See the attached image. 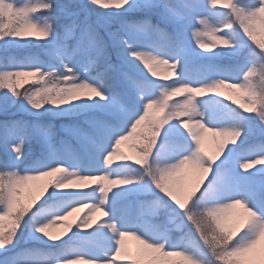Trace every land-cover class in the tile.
Returning a JSON list of instances; mask_svg holds the SVG:
<instances>
[{
  "label": "snow or ice",
  "instance_id": "1",
  "mask_svg": "<svg viewBox=\"0 0 264 264\" xmlns=\"http://www.w3.org/2000/svg\"><path fill=\"white\" fill-rule=\"evenodd\" d=\"M111 2L115 3L119 11L109 9L101 12L93 7L104 3L107 8L108 0L86 2L70 0L62 9L64 20L60 24V31L57 32V26L51 19L53 0H27L24 3H19L18 0H0V41L17 46L35 44L43 48L49 56L54 57L63 69L60 71L52 63H45L38 55L25 59L9 57L6 61L0 62V69H3L0 70V94L5 97L10 95L13 104L16 101L20 102V111L36 116L41 114L40 110L45 105L52 106L47 109L48 112H52L53 107L68 105L70 107L65 108V111L96 107L112 113L118 120L117 123H111L93 118L91 123L100 132L98 137H91L89 133L79 129H65L82 139L93 154L94 163L86 170L76 166L69 168L68 162L52 147L56 131L50 123L15 117L0 121V143L8 153L7 162L0 166V235L9 233L5 239H0V248L13 241L24 223L25 216L33 213L34 208L47 197L49 189L81 192L94 188L96 191L98 189L99 196L95 202L92 201L87 206L88 211L94 210L106 217L107 223L103 226L111 231L110 250L104 251L101 256H93L82 250H70L62 258L57 259L56 264H117L112 253L114 252L117 258L121 256L125 236H134L139 243L144 241L143 244L140 243L141 252L132 259L131 264H164L166 258L174 255L182 257V264H256L258 246L264 243V239L257 241L254 247L248 248L251 241L246 237L249 229L245 225L244 217L239 216L231 224L228 220L227 227L224 228L212 220L210 227L214 232H227L224 243L211 241L209 233L204 230L205 217L209 216L211 208L241 201L257 213L255 231H258L259 224L264 222V202L253 206L245 196L225 199L219 195L225 190L228 173L225 168H217L213 177V165L224 156L228 145L238 142L243 129L238 123L209 126L197 106V100L206 94L224 96L220 91L225 89L221 87V81L233 86L243 85L246 90L255 93L260 102L254 111H246L241 107H235L234 111L237 115L255 114L261 125L260 133L264 136V48L256 42L258 40L256 33L264 25V0H250V3L246 4H241L238 0L235 2L227 0L230 11L210 8L209 4H216V0H191L179 6L170 0H111ZM177 7L184 11L177 12ZM89 10L97 13L94 20L89 18ZM133 10H147L150 14L136 18L125 15ZM205 13L219 15L224 19L219 25L216 23L209 25L202 19L200 24L204 27L196 28V18ZM42 15H46L47 19L41 20ZM114 22L116 27H112ZM218 27L222 29L219 35ZM169 28L172 29L167 33L169 47H175L177 50L183 48L185 40L189 38V30L195 29L191 36L200 49L208 50L206 52L217 49L219 43L234 53H239L242 48H248V55L236 69L235 75L226 74L223 78L200 83L186 82L180 79L179 58L173 56L169 59L168 56L161 55V48L149 39ZM237 31L242 33L240 40L232 38V33ZM249 32L252 33L251 36ZM145 37L148 38L147 42ZM204 37H210L211 42L205 43ZM39 41L45 43L42 45L38 43ZM250 41L258 46L259 51ZM145 48L149 50L141 51ZM77 60L82 62L80 69ZM139 62H142L143 68H146L152 77L157 74L149 71L150 66L167 65L176 78L167 83L149 79ZM124 65L139 73V78L133 75V72L125 70ZM93 66L96 75H87ZM82 68L85 75L78 78V71ZM30 76H38L42 82L41 86L30 85L23 93L19 92L17 90L19 81ZM257 76L258 82L255 80ZM107 80L118 81L129 96L134 93L132 103H129L115 82L108 85ZM157 88L161 92L159 96L153 98L154 93L149 90ZM173 89L175 91H172ZM137 93L142 95L137 96ZM181 94L186 98L169 102V97H178ZM82 99H95L96 103L94 105L77 103ZM181 104L183 107L169 111L173 106ZM154 105H160V110L153 111ZM8 107L9 105L5 104L0 107V111H6ZM165 116L166 119L163 118ZM174 120L187 134L191 147L185 154L167 162L160 156L166 144L160 143L159 150L156 146L164 126ZM194 122H198L195 128ZM145 125L150 128L152 143L150 152L143 162L137 163L138 158L135 159V165L142 169V174L112 175L109 168L114 164L113 157L117 155L118 147L123 141L142 142L138 134ZM200 126H203L205 131L197 134L196 129ZM208 129L215 132L210 133ZM254 131L255 129L250 126L249 135ZM209 133L213 138L219 137L215 154H209L202 146L205 135ZM33 137L39 138L48 151L43 160H38L32 167L21 170L17 167V161L22 160L25 147ZM258 142L259 150H253L255 145L250 146L243 154V158L237 161L239 168L245 172L252 169L253 165L264 169V139ZM227 159L225 156L224 162ZM119 160L128 163L132 161V157L121 155ZM186 165L200 174V178L190 189L182 183L181 174ZM145 175L150 178L152 188L159 194V198L148 204H141V211L159 214L165 210L179 209V213L193 227L210 253L207 259H199L184 248L171 245L165 237L155 242L149 241L130 223H117L110 217L108 205L113 190L139 184ZM205 176L207 180L202 186ZM90 180L95 181V186L89 187L86 182ZM39 193L42 195H38ZM250 195L264 200V182H261L259 191L251 192ZM164 198L170 203H166ZM85 201L89 200L81 197L66 208L57 206L46 209L45 211L51 212V215L32 214L33 233L54 242L61 237L53 235L49 229L58 222L64 221L63 226L68 230H72L74 224L78 230L93 229L96 221L91 217L78 221L67 220L79 208L85 207ZM21 209L23 215L17 216ZM100 226L101 224H96V227ZM255 239L254 234L251 240Z\"/></svg>",
  "mask_w": 264,
  "mask_h": 264
},
{
  "label": "rangeland",
  "instance_id": "2",
  "mask_svg": "<svg viewBox=\"0 0 264 264\" xmlns=\"http://www.w3.org/2000/svg\"><path fill=\"white\" fill-rule=\"evenodd\" d=\"M19 3L27 2V0H18ZM70 0H53V11L51 13V19L57 26V31H60V24L63 22L64 17L62 9L68 5ZM86 2V0H82ZM171 3L175 5H181L185 2H191V0H170ZM235 2V0H232ZM241 4L250 3V0H238ZM94 8L101 10V12L108 11L109 9L113 11H119L116 8L115 3L108 0V7L105 8L104 3H99L93 5ZM123 7V5H121ZM210 8L220 9L221 11H230V8L225 3V0H216V4H209ZM43 12L44 10H40ZM177 12H183L184 10L181 7L176 8ZM148 13L147 10H133L132 12L125 13L129 18H136ZM39 15V14H37ZM97 13L93 11H88V16L90 19H95ZM41 20L47 19L46 15L40 17ZM155 21V17H153ZM205 20L209 25L216 23L219 25L220 21L224 17L219 15H211L205 13L201 17H197L195 24L196 28H203L204 26L200 24V20ZM114 22L112 27H116ZM172 31L171 28L165 29V32L159 35H154L149 37V39L159 48H161V55L168 56L169 59L176 56L179 58V67L178 72L180 74V79L186 82L200 83L208 81L215 78H223L226 74L235 75L236 69L243 62L245 56L248 55V48H242L239 53H234L231 49L223 48L224 46L217 43V49L211 52H206L208 50L200 49L195 39L191 36V33L195 29L189 30V38L185 40L183 48L177 50L174 48H168V40L166 39L167 33ZM221 28H217V35H219ZM232 38L234 40H240L242 38V33L239 31L232 33ZM259 30L257 31V39H260ZM32 39H45L32 37ZM148 41V38L145 37V42ZM205 43H210V37H204ZM1 43V41H0ZM39 44H44V41H39ZM253 43V47H256L259 51L257 45ZM0 44V62L6 61L3 54L8 51L10 46H16L18 49L17 59H25L32 55H38L40 59L44 60L45 63H52L57 67L58 70L63 71L55 59H48L42 55V48L37 47L35 44L32 45H8L3 46ZM149 49H141V51H148ZM25 51V52H23ZM204 51V52H203ZM25 53V54H23ZM204 57L205 55L207 57ZM115 61V57L113 56ZM78 69H80L81 63L79 60L76 61ZM141 68H143L142 62ZM208 68V71H199L198 67ZM94 67V66H93ZM125 70L133 72V75H137L139 78V73H135L128 65L123 66ZM3 70V69H0ZM144 72L147 73V69L143 68ZM83 68L78 71L79 76H83ZM87 75H96V71L91 68ZM149 79L155 80L159 83H167L170 80L176 78L174 72L171 69L164 70V66L160 65L157 68V76L152 77L150 73H147ZM38 77V76H36ZM39 80V78H38ZM255 80L258 82L259 77L257 76ZM113 82L118 81L107 80L106 84L111 85ZM42 83V82H40ZM122 86V85H121ZM123 87V86H122ZM121 89V88H120ZM124 92L125 98L127 99V92L124 89H121ZM150 92L154 93L153 98L159 96L160 89H150ZM224 93V96L219 97L213 94H206L203 97L198 98L197 106L199 110L203 113L204 121L209 125H231L239 124L243 129V134L239 138L236 144L228 145L224 156H222L214 165L213 173L215 170L220 168L227 169L228 180L225 184V190L219 193L220 196L225 199L231 198L233 196H245L248 198L249 203L253 206L256 204L264 202L259 197H254L250 195L251 192H256L260 190L261 182H264V173L262 175H254V172L261 170L260 166L253 165V168L248 171H243L239 168L237 161L243 158L250 146L255 145L253 150H259V142L261 139H264V136L260 133L261 125L258 119L255 118V114L249 113H240L236 114L235 107H239V102L233 103L232 100H228V95H233L234 99L236 94L239 93V89L233 88L231 92L228 89H221ZM135 94L133 93V96ZM142 95V93H137V96ZM186 98L184 94H181L178 97H170L169 102L173 99ZM128 100V99H127ZM129 103L132 101L128 100ZM95 103L96 100L82 99L77 103H84L91 105ZM146 102V101H145ZM5 104L9 105L7 109H17L20 108V102H0V107ZM229 104V105H228ZM231 106V107H230ZM70 106H60L58 107V114L61 118H66L70 113L78 114L74 117L72 122H67L64 119L60 120H42V112L40 110V115H32L31 113H25L23 115H18L15 117L17 112L6 113V111H0V114H8L10 118L24 119L28 121H38L42 123H50L53 125L56 135L53 138L52 147L58 152V154L68 162V167L73 166L79 167L81 170L88 169L94 163V157L88 147L84 144L82 139L77 135H74L72 131L65 129H79L86 131L90 134L91 137H98L100 135L99 130L91 123L93 118H98L102 121H108L111 123H117V117L112 113L105 111L101 108L94 107L91 109L83 108L76 110L65 111V108ZM230 107V111L226 108ZM20 111V110H19ZM48 117V116H47ZM46 117V118H47ZM1 119V116H0ZM64 120V121H62ZM172 125L174 129H179V131L184 132L183 129L179 128L177 123L172 121L169 124L165 125L162 129L161 135L158 140L156 148L159 150L160 143H165V149L160 153L161 159L167 162H171L176 159L179 155L185 154L191 147V141L188 140H170L169 135L171 134ZM252 126L255 131L252 135H249L248 129ZM175 130V131H176ZM174 132V130H172ZM185 133V132H184ZM185 135H187L185 133ZM219 140V137L213 138L209 133L206 134L203 140V148L209 154H215L216 144ZM133 141H123L117 149V155L113 157V165L109 168V172L112 175L119 176H139L142 172V169L135 165V159L138 158L136 150L131 147ZM48 149L40 141L39 138L33 137L32 140L25 147V155L22 160L17 161V167L21 170L25 168H30L38 160H43L46 156ZM5 152V153H4ZM8 153L5 151V147L0 143V166H3L8 160ZM121 155L132 157V161L125 163L120 162L119 157ZM228 157L227 161L224 162V157ZM244 162V161H239ZM187 167V168H186ZM264 170V169H262ZM87 174V173H86ZM197 172L193 171L190 166H185L182 170V183L186 188H191L195 185L196 179L198 177ZM95 175V173H93ZM140 188L138 195L133 194L134 196L131 199H122L117 196L113 190V193L110 194V200L108 205V210L110 217L114 219L117 223H130L131 226L144 238L149 241H157L161 237H165L167 242L173 246L181 247L192 253L199 259H207L210 256L208 250L204 247L202 241L196 235L193 227L189 222L179 213V209L175 211L165 210L163 213L151 214L146 211H141V204H148L159 198V194L152 188L151 180L146 175L143 177V180L139 184H135ZM95 186V181H92L89 184V187ZM231 189V190H228ZM139 195H145V197H138ZM99 191L94 188H89L85 191L76 192V191H57L49 189L46 199L42 200L44 204L43 212H36L43 215H51V212L45 211L46 209L56 208L57 206H62L64 208L68 207L70 204L77 202L81 197L86 200L85 207L79 208L72 216L68 217V221H78L81 218L87 219L91 217L96 221V224H101L100 227H96V224H93V229H77L75 224L73 225L72 230L64 228V221L54 224L49 231L54 235V230L61 228L64 230V233L61 236V239L58 241L46 242V244H41L43 238L39 234H34L32 231V221L29 218V214L25 216L24 223L20 226L17 234L15 235L13 241L4 248H0V264H56V260L63 257V255L70 250H82L93 256H101L104 251L110 250L112 244L111 240V231L108 230L105 226L107 221L106 217L100 213H96L94 210L92 212L88 211V205L93 201L95 202L98 199ZM55 200V202H53ZM166 203L167 198H164ZM175 207V206H172ZM239 209H237L236 214H234L230 219L229 223H232L239 215ZM46 239V238H44ZM129 239V240H128ZM142 245L134 236H125L124 242L122 245V257H115L114 252L112 253L113 258L116 259L117 264H131L133 258H136L137 255L141 252ZM258 259H264V243L258 246L257 252ZM164 264H182V257L180 256H170L166 258Z\"/></svg>",
  "mask_w": 264,
  "mask_h": 264
},
{
  "label": "clouds",
  "instance_id": "3",
  "mask_svg": "<svg viewBox=\"0 0 264 264\" xmlns=\"http://www.w3.org/2000/svg\"><path fill=\"white\" fill-rule=\"evenodd\" d=\"M225 3L227 4V0H225ZM52 21L50 20L49 23ZM250 36L252 35L251 32L248 33ZM259 35L260 39H258L256 42L264 48V25L261 26L259 30ZM257 36V33H256ZM160 65H152L149 67V71L153 72V74H157V68ZM169 67L167 65L164 66V70H168ZM221 87H224L225 89H228L229 92L233 88L239 89V93L236 94L235 99L233 95H228L227 99L232 100L233 103H236L239 101V107L243 108L246 111H254L255 106L260 102L257 100L255 93L248 91L244 88L243 85H230L226 84L225 82L221 81ZM172 91H175L173 89ZM187 91V90H186ZM170 98V97H169ZM167 103V102H166ZM177 107H183V105H176L173 106V108L169 109V111H174ZM160 110V105H154L153 111H159ZM166 119L167 117H163ZM198 122L193 123V127H196V124ZM197 134H200L205 131L203 126H200L199 128L196 129ZM210 133H214L215 130L213 129H208L207 130ZM150 128L148 125H145L140 133L138 134L140 136V139L142 142L140 143H133L131 147H133L137 154H138V160L137 163H141L145 160L147 154L150 152L151 148V143H152V138L149 135ZM182 166V165H181ZM142 174V173H141ZM127 176V175H124ZM38 195H42V193H39ZM237 209H239V215L245 218V225L249 229V231L246 233V237L250 239V243L248 245V248H252L256 245L257 241H260L264 239V222H261L259 224V229L258 231H255L256 229V223H257V213L254 212L251 208H249L247 205L243 204L241 201H233L231 204L228 205H223L219 207H214L210 209L209 216L205 217L206 220V225H205V232L209 233L210 240L216 243H224L225 239L227 237V232L225 231H219V232H214L212 228L210 227L212 220L217 221L218 223L221 224L222 228L227 227V221L234 215L236 214ZM17 216H22L23 215V209H21L17 214ZM210 217V218H209ZM256 235L255 240H251V237L253 235ZM9 233H3L0 235V239H5ZM140 243H144V241H140ZM247 250V249H245ZM256 264H264V259H258L256 261Z\"/></svg>",
  "mask_w": 264,
  "mask_h": 264
},
{
  "label": "trees",
  "instance_id": "4",
  "mask_svg": "<svg viewBox=\"0 0 264 264\" xmlns=\"http://www.w3.org/2000/svg\"><path fill=\"white\" fill-rule=\"evenodd\" d=\"M57 32H59V31H57ZM1 43H3L4 45L3 46H8V45H11V44H5L3 41H1ZM0 43V44H1ZM9 50L8 51H6V53L5 54H3V56H4V59H8L9 57L11 58V57H15L16 58V56H18V49H17V47L16 46H10L9 48H8ZM41 51V53H42V55L43 56H45L46 58H48V59H55L54 57H51V56H49L45 51H44V49L42 48V50H40ZM23 52H25V51H23ZM115 57V56H114ZM93 70L94 71H96L95 70V68H93ZM114 83V82H113ZM116 83V82H115ZM117 84V83H116ZM30 85H32V86H36V87H39V86H41V83H40V81L38 80V77H36V76H30V77H25V78H22L20 81H19V83H18V87H17V90L19 91V92H21V93H23L24 91H25V89H27V88H29V86ZM117 87H119V88H121V89H123V87L121 86V85H118L117 84ZM128 94V93H127ZM130 99H132L133 98V96L131 95V96H129V95H127ZM12 102L13 101V98L9 95L8 97H5L4 95H2V94H0V102L1 103H5V102ZM96 103V102H95ZM94 102L91 104V105H94L95 104ZM229 105V104H228ZM49 107H52V106H50V105H45L42 109H41V112L43 113L42 114V116H43V118H40V119H42V120H60V119H64V120H66L67 122H72L73 120V118L74 117H76V116H78V114H80V113H78V114H74V113H70L68 116H66V118L64 117V118H61V117H59V114H58V107H53V110H52V112H48L47 111V109L49 108ZM231 107V106H230ZM230 107H227L226 109L228 110V111H230ZM91 109H93L94 107H90ZM14 112H17L16 113V115H15V117H17L18 115H23V114H25V112H22V111H19V110H17V109H14V108H11V109H7V111H6V113H14ZM0 116H1V119H0V121H3V120H5V119H9V116H8V114H0ZM48 116V117H47ZM47 117V118H46ZM64 120H62V121H64ZM174 122H175V120H174ZM172 130H174V132H172ZM172 130H171V134L169 135L170 137H175V139L177 140H181V139H183V140H188V138H187V135H185V133L184 132H182V131H179V129H177L176 130V128L174 129V126L172 125ZM176 130V131H175ZM181 137V138H180ZM173 140V139H172ZM5 153V152H4ZM8 155V154H7ZM218 168H220V167H218ZM264 173V170H259L258 172H254V175H262ZM213 175V177L215 176V172L212 174ZM200 178V174H198V177H197V179H196V181L198 180ZM210 179H212V177H210ZM206 180H207V176H205L204 177V181H202V186H203V183H206ZM196 183V182H195ZM114 192H115V194L117 195V196H119L120 198H126V197H130V196H134L133 194H135L136 193V195H138V193L140 192V188L137 186V185H135V184H133V185H130V186H123V187H119V188H116V189H114ZM140 197H145V195H139ZM44 200H47L46 198L44 199ZM43 200V201H44ZM43 201H41L40 203H39V206L38 207H36V208H34V210H33V213L32 214H35L36 212H43L42 211V209H43V206L41 205L42 203L44 204V202ZM53 202H55V200L53 201ZM43 215V214H42ZM29 218H31V215H29ZM229 224H231V223H229ZM43 241H45L46 242V240L45 239H43L42 240V242H40V243H45V242H43Z\"/></svg>",
  "mask_w": 264,
  "mask_h": 264
},
{
  "label": "bare ground",
  "instance_id": "5",
  "mask_svg": "<svg viewBox=\"0 0 264 264\" xmlns=\"http://www.w3.org/2000/svg\"><path fill=\"white\" fill-rule=\"evenodd\" d=\"M91 182L92 181L90 180V181H87L86 183L89 185ZM63 233H64V230H62L61 228H58V229L54 230V235H57V236L61 237ZM120 257H122V255Z\"/></svg>",
  "mask_w": 264,
  "mask_h": 264
}]
</instances>
